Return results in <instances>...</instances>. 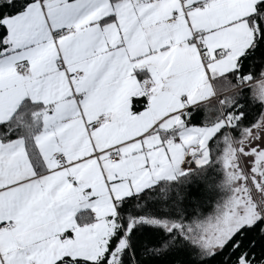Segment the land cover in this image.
I'll return each mask as SVG.
<instances>
[{
    "label": "snow or ice",
    "instance_id": "6c2138e0",
    "mask_svg": "<svg viewBox=\"0 0 264 264\" xmlns=\"http://www.w3.org/2000/svg\"><path fill=\"white\" fill-rule=\"evenodd\" d=\"M0 264H264V0H0Z\"/></svg>",
    "mask_w": 264,
    "mask_h": 264
}]
</instances>
